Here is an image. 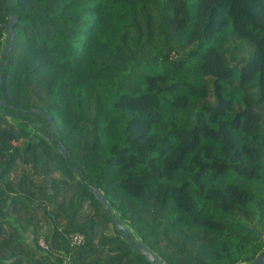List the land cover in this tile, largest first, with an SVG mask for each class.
<instances>
[{
	"label": "trees",
	"instance_id": "16d2710c",
	"mask_svg": "<svg viewBox=\"0 0 264 264\" xmlns=\"http://www.w3.org/2000/svg\"><path fill=\"white\" fill-rule=\"evenodd\" d=\"M0 64V264H151L88 184L160 264L264 251V0H0Z\"/></svg>",
	"mask_w": 264,
	"mask_h": 264
},
{
	"label": "water",
	"instance_id": "95a60500",
	"mask_svg": "<svg viewBox=\"0 0 264 264\" xmlns=\"http://www.w3.org/2000/svg\"><path fill=\"white\" fill-rule=\"evenodd\" d=\"M13 3V0H6V4L9 8H11ZM18 17L16 15H10L9 17V21L6 25V34H7V42L4 46V50H3V55L5 57H8L9 54L12 51L13 48V42L15 39V23L17 22ZM4 64L8 63V59L5 58L2 61ZM1 64H0V88H1V84L3 81V76L1 73ZM4 105V102L0 99V108L1 106ZM33 110L38 111L39 113L45 115L48 123L51 126V133H52V137L50 138L49 136L45 135L46 138H49L52 142H54V135L55 132H57V126L54 122V120L52 119L50 114H46L44 113L43 110L41 109H37V108H33ZM58 149L60 152H63L64 156L67 157L68 156V150L66 147H62L60 144L58 145ZM77 172L81 173V170L79 168H76ZM89 188L92 190L94 196L96 197V199L101 203V205L104 207L105 212L107 213V215L111 218L113 225L115 226V228L117 229L118 232H120L123 235L126 234H130V237L128 238V242L129 244L133 247V249L139 253H141L143 256H145V258L151 263V264H160L162 263V259L144 242H142L141 240H139L128 228V226H126L122 220L119 218V216L116 214V212L113 211L112 205L109 201V199L107 198V196L98 188L97 184H88ZM254 229H257L256 225L253 226ZM259 234H263L262 232H259ZM249 264H264V251L257 256L256 258H254Z\"/></svg>",
	"mask_w": 264,
	"mask_h": 264
},
{
	"label": "built area",
	"instance_id": "2783aa9c",
	"mask_svg": "<svg viewBox=\"0 0 264 264\" xmlns=\"http://www.w3.org/2000/svg\"><path fill=\"white\" fill-rule=\"evenodd\" d=\"M70 239H71L72 245H84V243L86 242V238L84 234L79 233V232L72 233L70 235ZM40 244L44 248H48L46 242L43 239L40 241Z\"/></svg>",
	"mask_w": 264,
	"mask_h": 264
},
{
	"label": "rangeland",
	"instance_id": "374dc122",
	"mask_svg": "<svg viewBox=\"0 0 264 264\" xmlns=\"http://www.w3.org/2000/svg\"><path fill=\"white\" fill-rule=\"evenodd\" d=\"M12 176L14 177V179H19L20 178V176L18 174H15V173Z\"/></svg>",
	"mask_w": 264,
	"mask_h": 264
}]
</instances>
